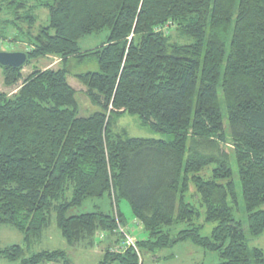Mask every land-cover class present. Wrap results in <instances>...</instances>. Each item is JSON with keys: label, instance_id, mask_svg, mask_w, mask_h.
I'll list each match as a JSON object with an SVG mask.
<instances>
[{"label": "trees", "instance_id": "obj_1", "mask_svg": "<svg viewBox=\"0 0 264 264\" xmlns=\"http://www.w3.org/2000/svg\"><path fill=\"white\" fill-rule=\"evenodd\" d=\"M37 8L47 25L38 26ZM0 25V41L23 42L28 54L23 68L0 67L6 87L22 82L10 96L0 91V226L29 242L55 222L70 247L107 242L99 264H140L143 253L186 240L218 252L219 264H264L247 237L264 233V0H0ZM105 29V44L81 51L83 37ZM50 57L61 67L24 78L26 66ZM83 64L97 69L78 73ZM69 76L99 111L79 116ZM126 114L160 138L116 130ZM228 140L246 226L235 218ZM103 198L112 211L68 216ZM122 200L147 237L115 253ZM202 210L215 224L210 237L197 224ZM180 224L187 228L173 235ZM0 259L73 264L64 250L29 256L21 245L0 248Z\"/></svg>", "mask_w": 264, "mask_h": 264}, {"label": "rangeland", "instance_id": "obj_2", "mask_svg": "<svg viewBox=\"0 0 264 264\" xmlns=\"http://www.w3.org/2000/svg\"><path fill=\"white\" fill-rule=\"evenodd\" d=\"M30 4H35L36 0H27ZM36 15L38 16L40 25L48 24V11L45 8H37ZM2 26L0 25V32L2 31ZM5 34L9 35V27L4 29ZM168 35H171L174 41L179 43H187V40L179 35V33L170 26L168 27ZM110 31L108 29L103 30L100 33H95L86 37H83L79 41V47L81 51H87L95 49L102 46L108 40ZM26 49V44L23 42H13L12 40H1L0 41V51L5 52H17L24 51ZM61 67L59 59L55 57L45 58L38 61L32 62L31 65L26 66L23 69L24 78L28 77L36 68L45 70V69H58ZM96 66H91L88 68L84 64L78 68V73L86 72L88 70H96ZM69 84L77 91V101L79 104V116L86 117L90 114L99 111L97 106L92 105L90 100L87 98L85 92L81 88H85L76 78L69 76ZM22 82L12 88H8L4 84V77L2 70L0 68V91L8 94L9 96L14 94L17 89L21 86ZM224 111V123L227 126V114ZM116 122L115 129L122 130L125 129L128 131L129 136L136 138H160V135L153 133L146 127H143L140 123V120L136 116H131L129 114L118 116L114 120ZM228 152L233 156L232 159V168L234 170V181L238 191L239 197V209L235 211V218L238 221H242L244 226L247 223V217L245 214L244 203L242 199L241 184L238 175V168L233 153V147L231 140H228L227 145ZM211 169V168H210ZM191 192H194V189H191ZM197 206L198 203L196 202ZM120 209L124 214L126 219L125 229L128 234L136 240H142L147 237V232L145 231L142 224L133 216V213L130 209L129 203L127 200H122L120 202ZM112 211L110 200L108 198L103 199H90L84 202L83 205L74 207L68 212V216L81 215L90 212ZM197 224L204 225L201 234L206 237H210L211 233L215 227L214 223H205V211L202 210V216L200 221ZM185 224L178 225L175 230H173V235H176L179 231L186 229ZM139 239H138V238ZM250 248H259L264 252V233L259 237H253L247 234ZM11 245H21L26 249L27 255H34L41 251L45 250H64L68 253L69 258L73 264H99L102 260L101 253L103 249L96 248H84L82 246L70 247L66 240L62 237L60 230L55 225V222L43 232L40 237L32 238L29 242L25 241V236L17 231L15 228L2 225L0 226V248H4ZM221 258L218 252L208 251L205 248L196 245L192 240H186L178 242L175 245L160 249L155 254L153 253H143V257L140 259V264H219ZM0 264H18L17 262H9L4 259H0ZM117 264V263H114Z\"/></svg>", "mask_w": 264, "mask_h": 264}, {"label": "water", "instance_id": "obj_3", "mask_svg": "<svg viewBox=\"0 0 264 264\" xmlns=\"http://www.w3.org/2000/svg\"><path fill=\"white\" fill-rule=\"evenodd\" d=\"M28 62L26 52H5L0 51V67H11L14 69L23 68Z\"/></svg>", "mask_w": 264, "mask_h": 264}, {"label": "built area", "instance_id": "obj_4", "mask_svg": "<svg viewBox=\"0 0 264 264\" xmlns=\"http://www.w3.org/2000/svg\"><path fill=\"white\" fill-rule=\"evenodd\" d=\"M118 229L122 235L121 243L118 246L114 247L111 250V252H115V253L124 252L125 249L130 248V247H133L134 249L137 250L136 248L137 240L128 234L124 226L120 225ZM48 264H56V263H48Z\"/></svg>", "mask_w": 264, "mask_h": 264}, {"label": "crops", "instance_id": "obj_5", "mask_svg": "<svg viewBox=\"0 0 264 264\" xmlns=\"http://www.w3.org/2000/svg\"><path fill=\"white\" fill-rule=\"evenodd\" d=\"M81 90L83 91V92H85L86 91V89L85 88H81ZM138 238V237H137ZM139 239V238H138ZM106 245H107V242H104V243H102L101 245H97L96 247H99V248H101V249H104L105 247H106ZM95 247V248H96ZM101 255H102V257H103V252L101 253Z\"/></svg>", "mask_w": 264, "mask_h": 264}]
</instances>
